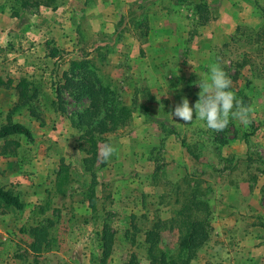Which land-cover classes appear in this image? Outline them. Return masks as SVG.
Returning a JSON list of instances; mask_svg holds the SVG:
<instances>
[{"label": "rangeland", "instance_id": "374dc122", "mask_svg": "<svg viewBox=\"0 0 264 264\" xmlns=\"http://www.w3.org/2000/svg\"><path fill=\"white\" fill-rule=\"evenodd\" d=\"M12 3L2 0L0 12L5 8L10 13ZM8 13L0 17V77L11 83L0 85V127L20 122L32 130L34 140L17 136L21 146L14 153L0 154V184L18 193L26 204L23 210L0 207V264H148L147 246L142 243L146 230L159 219L165 221L159 226L162 246L168 253L177 248L178 231L170 230L168 221L181 206L184 196L178 186L185 189L181 178L185 173H198L196 177L206 190L205 198L214 205V219L223 215V207L218 204L229 196L224 192L219 197L221 184L228 178L223 173L234 166L240 169L242 163L254 172L264 169V35L258 34L262 30L243 25L229 43L215 48L209 64H202L205 66L196 75L200 82L209 75L210 65L222 67L232 80L229 90L235 97L241 94L236 100L252 109L251 123L245 127L230 118L228 126L216 132L202 127L204 122L199 121L197 126L181 130L183 141L198 153V160L182 149V136H176L173 129L166 128L168 137L159 143L157 139L145 141L146 136L133 134L126 127L109 134L108 145L116 151L108 160L100 156L99 165H104L97 172L98 201L94 211L88 200L93 178L85 170L80 134L71 121L72 115L84 109L88 101L76 102L65 90L59 98L56 91L70 61L84 56L85 51L59 49L58 56L51 57L52 49L57 47L47 42L50 40L44 32L34 31L30 15L12 17L19 20L18 28L9 32L6 28L10 25L4 20H8ZM192 20L193 32L200 27ZM128 54L122 58L125 65L130 60ZM22 79L28 82V91L33 95L29 101L20 97ZM127 80L132 83L131 89L135 85L150 88L147 78ZM189 83L197 81L191 79ZM121 86L123 101L133 106V92L129 86ZM159 98L163 99L160 95ZM61 102L65 113L59 110ZM216 136L221 138L217 140ZM235 138L244 140L238 158L229 152ZM231 173L233 179L237 177V171ZM44 222L52 226L51 247L35 254L29 249L24 230ZM105 224L114 234V246L104 260L101 238ZM211 240L209 237L200 248L204 251L197 258L221 259V253L213 254L223 242L217 241L214 246Z\"/></svg>", "mask_w": 264, "mask_h": 264}, {"label": "crops", "instance_id": "0c3cea01", "mask_svg": "<svg viewBox=\"0 0 264 264\" xmlns=\"http://www.w3.org/2000/svg\"><path fill=\"white\" fill-rule=\"evenodd\" d=\"M201 1L212 7L214 18L199 26L191 37L194 25L189 17L194 6L190 3ZM56 3V9L43 5L37 13H26L34 31L44 32L50 40L47 42L58 49L71 53L85 51L84 56L95 60L107 82L129 86L132 83L128 84L127 79L147 78L150 88L127 87L133 92L130 103L135 104L125 127L133 134L146 136L145 141L157 139L158 143L168 137L167 129H173L176 136H182V149L189 154L181 130L197 126L199 121L194 112L193 121L184 124L171 114L173 109L184 97L194 108L200 91L196 73L210 61L215 48L235 37L240 26L264 30V0H56ZM5 13L8 12H0V17ZM6 18L10 25L6 31L18 28L17 18ZM143 24L147 34L142 36ZM125 54L130 57L128 66L122 59ZM191 79L197 83L190 84ZM242 143L244 140L236 138L231 141L229 152L233 151V157H239ZM241 165L240 169L234 166L223 173L228 178L221 184L223 191L219 197L224 192L229 196L223 204L217 203L224 213L212 221L211 244L223 242L213 256L221 253V259L198 257L191 264H264V169L254 172L248 165ZM234 170L238 173L233 179ZM187 174L199 176L195 171L181 178ZM211 207L214 209L213 204ZM202 251L203 248L198 253Z\"/></svg>", "mask_w": 264, "mask_h": 264}, {"label": "trees", "instance_id": "16d2710c", "mask_svg": "<svg viewBox=\"0 0 264 264\" xmlns=\"http://www.w3.org/2000/svg\"><path fill=\"white\" fill-rule=\"evenodd\" d=\"M12 2L9 13L11 17L20 18L26 13H37L43 5L57 8L56 0H12ZM190 4L194 6L193 17H190L196 20L198 26L202 27L214 18L212 7L208 3L201 1ZM1 12H6V9L3 8ZM144 27L145 24L142 25V36L147 34ZM195 34V31L191 32V37ZM258 34L263 36L264 30ZM59 52L58 48H53L50 56L57 57ZM100 55H102L101 59H104L105 55L103 53ZM62 79L63 82L56 88L59 98L64 96L63 91L65 90L76 102L88 101V106L73 114L71 121L73 127L80 134L79 146L85 153L83 157L85 170L89 171L93 178L88 200L90 207L96 211L98 201L96 195L97 172L104 165V163L99 165L101 160L99 143L108 145L109 134L128 125L133 114V106L123 101L121 84L114 81L107 82L100 74L99 65L88 55L80 59H72L70 68L64 72ZM10 83V79L5 81L0 77V85ZM19 86L21 87V100L29 101L33 95L28 91V82L22 79ZM239 95L241 94L239 93ZM239 95L236 98H239ZM59 110L62 113L66 112L63 102H61ZM17 136H24L29 141L34 140L32 130L20 122H8L0 127L1 155L14 153L21 146L20 141L15 139ZM220 138L216 136L217 140ZM189 151L195 158H198L196 151L191 149ZM197 178L194 174L191 178L190 174H187L182 178L186 185L185 189L178 186V191L181 190L180 194L184 197L175 216L168 221L170 223L168 228L170 230L176 228L178 231L176 250L173 253H168L162 246V233L159 226L164 224V220L159 219L153 227L146 230L142 245L147 246L148 264H191L197 258L200 248L208 242L212 230L213 210L209 199L205 198L206 190ZM178 202H180V197H178ZM25 205L18 193L0 184V207L23 210ZM49 221L51 222V220ZM51 227L44 222L24 230L29 238V249L33 253L40 254L51 247L53 238ZM101 240L103 259L105 260L111 255L114 246V234L110 232L108 224L103 227Z\"/></svg>", "mask_w": 264, "mask_h": 264}, {"label": "clouds", "instance_id": "9594fccd", "mask_svg": "<svg viewBox=\"0 0 264 264\" xmlns=\"http://www.w3.org/2000/svg\"><path fill=\"white\" fill-rule=\"evenodd\" d=\"M231 85L232 80L222 67L212 64L209 66V75L198 83L201 91L194 108L190 106L188 98L184 97L171 114L184 124H189L195 112V119L204 122L202 127L216 132L223 131L230 118L247 127L251 123L249 113L252 109L236 100L234 93L229 90ZM115 151L113 146L106 144L99 147V156L108 160Z\"/></svg>", "mask_w": 264, "mask_h": 264}]
</instances>
